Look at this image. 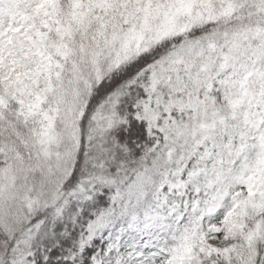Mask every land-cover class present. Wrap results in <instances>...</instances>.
I'll return each mask as SVG.
<instances>
[{
    "label": "snow or ice",
    "instance_id": "6c2138e0",
    "mask_svg": "<svg viewBox=\"0 0 264 264\" xmlns=\"http://www.w3.org/2000/svg\"><path fill=\"white\" fill-rule=\"evenodd\" d=\"M0 264H264V0H0Z\"/></svg>",
    "mask_w": 264,
    "mask_h": 264
}]
</instances>
